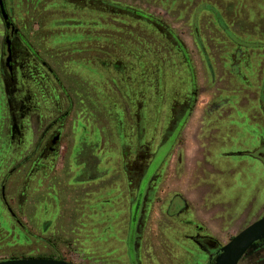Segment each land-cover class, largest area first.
<instances>
[{
	"label": "flooded vegetation",
	"instance_id": "obj_1",
	"mask_svg": "<svg viewBox=\"0 0 264 264\" xmlns=\"http://www.w3.org/2000/svg\"><path fill=\"white\" fill-rule=\"evenodd\" d=\"M2 3L7 20L0 13L4 27V50L0 55V156L3 172L0 183L1 203L15 220V214L7 202L8 187L11 177L24 168L26 170L29 164L35 184L33 193L38 201L36 227L40 234L37 233V240L49 230L55 218L65 213L70 194L75 192L78 194L75 202L79 200L78 206L83 210L120 215L122 227L119 230L116 228L118 223L113 218V221L107 219L104 223L114 226L113 234L126 236L128 264H140L139 243L146 226L149 206L159 193L160 171L167 166L170 152L175 146L179 148L177 147L178 151L176 150L171 163L180 167V170L187 163L182 152L184 142L180 138L196 95L193 73L187 82L185 95L182 94L177 102H170L168 106L160 105L164 119L159 126H151L149 129L146 127L147 106L141 101V96L137 98L139 101L133 103L131 117L128 115V118L121 120L115 115V123H103L101 83L95 80L92 88L79 85V90L71 89L65 84L63 77L64 59L55 62L54 55H39L13 23L6 0H2ZM215 5L216 2L214 5H205V9L216 16L215 21L225 38L235 37L233 43L240 47V50L221 59L223 77L217 81H222L227 86L229 68L232 67L235 71L237 65H242L248 70L249 56L252 55L247 52L248 49L256 50L254 55H264V45L262 41H239L237 35L224 25L216 8L221 5ZM116 9L132 14L136 12L120 7ZM149 18L150 21H143L156 26L165 40L178 49L175 42L176 39L180 41L178 36L160 21ZM218 28L214 33L218 34ZM215 38L214 41L221 37ZM225 38H222V42ZM7 42H10L9 53ZM182 56L185 66L192 72L187 53L188 60L183 53ZM95 60L97 58L93 59ZM262 61L260 63H264ZM113 68L122 73L117 63L113 64ZM71 90L77 97L78 108L72 99ZM14 140L17 158L9 156L11 153L7 151L11 150L10 143ZM3 153H7L8 160L3 159ZM118 153L120 161L116 157ZM241 155L258 161L264 167V144ZM194 162L197 164L198 161ZM183 169L185 167L182 171ZM182 202L179 197H174L167 214H180L182 206L184 207ZM198 242L204 251L214 254L206 264H214L219 249L224 245L211 239Z\"/></svg>",
	"mask_w": 264,
	"mask_h": 264
},
{
	"label": "rangeland",
	"instance_id": "obj_2",
	"mask_svg": "<svg viewBox=\"0 0 264 264\" xmlns=\"http://www.w3.org/2000/svg\"><path fill=\"white\" fill-rule=\"evenodd\" d=\"M25 1L6 0L13 23L39 55H54L55 62L64 59L65 84L73 90H79L80 84L92 88L95 80L101 85H109L112 94L101 92L100 95V106L106 119L115 115L121 120L128 118V115L131 117L133 103L139 101L137 98L141 96V101L147 106L145 122L148 129L163 122L164 113L163 108L160 111V105L166 103L168 106L170 102H177L192 73L197 77L199 95H207V57L223 55L224 52L227 55L230 44L235 39L230 36L225 38L220 29L216 34L211 33L208 28L200 27V21L205 18V2L195 4L192 0H38V4L35 2L31 5ZM226 4L227 25L235 28L234 21L248 25L240 28L243 31L240 38L264 41V0H227ZM192 5H197L193 11ZM117 7L148 15L153 21H160L167 29L173 31L188 46L192 72L185 66L183 56L175 55L171 51L170 44L156 26L142 21L132 13L120 11ZM250 24H260V27H249ZM3 36L4 27L0 20V55L4 50ZM215 37L221 38L214 41ZM222 38H225L224 43ZM194 45H199L203 55L194 54ZM84 57L86 59H83ZM94 58L97 60L93 61ZM89 62L91 63L88 64ZM114 63L119 65L122 73L115 71ZM59 65L62 67L60 63ZM84 78L88 85L84 84ZM73 90L71 96L78 108V100ZM15 142L14 140L10 143L11 150L7 151L11 153L9 156L17 158ZM6 154L3 153L4 160H8ZM117 158L120 161V156ZM30 170L28 164L26 170L22 169L10 179L7 202L15 214V220L10 217L0 200V261L47 255L46 250L42 252L46 247V240H37V233L40 234L36 227L38 201L34 197L35 184ZM2 174L0 156V183ZM181 192L187 195L185 190ZM153 210L158 216H162L163 209L158 200ZM256 220V215L252 214L234 220L226 230L223 240L229 242ZM157 226L158 224L155 226L156 232ZM153 239L147 238L144 241V247L148 246L151 252L158 249L159 245ZM213 255L210 251L205 252L207 259ZM142 264L156 262L145 259ZM239 264H264V241L254 245Z\"/></svg>",
	"mask_w": 264,
	"mask_h": 264
},
{
	"label": "crops",
	"instance_id": "obj_3",
	"mask_svg": "<svg viewBox=\"0 0 264 264\" xmlns=\"http://www.w3.org/2000/svg\"><path fill=\"white\" fill-rule=\"evenodd\" d=\"M192 1L195 4L205 2L206 5H214L216 2V5H221L215 7L218 12H222L219 15L224 25L237 35L238 40L247 43L257 41L240 38V28L248 25L234 21L236 23L233 28L226 24L227 0ZM25 2L38 4V0ZM196 6L192 5V11ZM215 20L216 16L205 9V18L200 21V27L208 28L213 33L218 28ZM259 25L250 24L249 27H260ZM179 40L188 55L187 44L180 38ZM262 42L264 45V41ZM167 43L175 55H182L171 42ZM230 46L227 55L240 50L234 43ZM192 50L196 55H203L199 45L192 46ZM247 52L252 53L249 56L250 68L245 70L242 65H237V70L234 71L230 67L227 86L222 81H217L223 77L221 59L227 55L225 52L223 55H208L207 95H199L197 77L193 75L196 95L180 138L184 142L182 152L187 163L181 170L171 163L179 148L175 146L170 152L167 166L160 171L159 193L149 206L146 226L139 243L140 264L145 259L154 260L156 264H206V251L198 241L211 239L225 245L227 242L223 240V236L234 220L245 218L248 214L256 215L257 219L264 217V167L258 161L241 155L264 144V55H254L257 51L253 49H248ZM85 78L84 84L87 85ZM187 82L183 95L187 93ZM101 87L102 94H112L109 85L102 84ZM102 117L103 123H115L114 116L106 119L102 112ZM117 156L120 154H116ZM194 161H198L197 164ZM183 167L185 169L182 171ZM75 196L78 194L71 192L65 213L55 218L49 230L42 235L41 238L46 240V247H43L42 252L46 250L47 255L41 258L71 264H128L126 236L113 234L114 226L104 223L113 218L118 223L116 228L119 230L122 227L120 215L83 210L78 206L79 200L75 202ZM174 197H179L184 207L182 206L180 214L169 216L167 210ZM157 200L163 209L162 216H158L153 210ZM147 238H154L156 244H159L158 249L151 252L148 246L144 247Z\"/></svg>",
	"mask_w": 264,
	"mask_h": 264
},
{
	"label": "water",
	"instance_id": "obj_4",
	"mask_svg": "<svg viewBox=\"0 0 264 264\" xmlns=\"http://www.w3.org/2000/svg\"><path fill=\"white\" fill-rule=\"evenodd\" d=\"M0 13L6 21L3 3L0 0ZM10 42H7L9 53ZM264 240V217L247 226L234 236L226 245L221 247L216 255L214 264H238L242 257L258 242ZM0 264H71L62 260L27 258L1 261Z\"/></svg>",
	"mask_w": 264,
	"mask_h": 264
},
{
	"label": "trees",
	"instance_id": "obj_5",
	"mask_svg": "<svg viewBox=\"0 0 264 264\" xmlns=\"http://www.w3.org/2000/svg\"><path fill=\"white\" fill-rule=\"evenodd\" d=\"M133 14L135 16H138L142 20H149V21L151 20L149 17H147L146 15H144L142 13L135 12ZM175 42H176V45H177L178 49L184 54V57L186 58V60H188L187 57H186V51H185L182 43L180 41H178L177 39H176Z\"/></svg>",
	"mask_w": 264,
	"mask_h": 264
}]
</instances>
